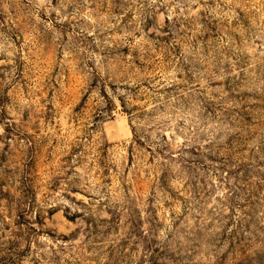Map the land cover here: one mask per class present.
<instances>
[{
  "label": "rangeland",
  "instance_id": "rangeland-1",
  "mask_svg": "<svg viewBox=\"0 0 264 264\" xmlns=\"http://www.w3.org/2000/svg\"><path fill=\"white\" fill-rule=\"evenodd\" d=\"M0 264H264V0H0Z\"/></svg>",
  "mask_w": 264,
  "mask_h": 264
}]
</instances>
